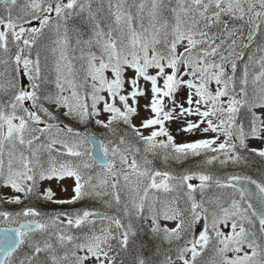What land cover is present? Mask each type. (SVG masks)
Here are the masks:
<instances>
[{
  "label": "snow or ice",
  "instance_id": "snow-or-ice-1",
  "mask_svg": "<svg viewBox=\"0 0 264 264\" xmlns=\"http://www.w3.org/2000/svg\"><path fill=\"white\" fill-rule=\"evenodd\" d=\"M0 264H264V0H0Z\"/></svg>",
  "mask_w": 264,
  "mask_h": 264
},
{
  "label": "rangeland",
  "instance_id": "rangeland-1",
  "mask_svg": "<svg viewBox=\"0 0 264 264\" xmlns=\"http://www.w3.org/2000/svg\"><path fill=\"white\" fill-rule=\"evenodd\" d=\"M25 84H26V79H25ZM143 103H144V101L141 100V104H143ZM141 115L142 116L146 115V113H144L143 109H141ZM133 122L136 123V124H139V119H135ZM96 131L99 132L98 129ZM172 132H173L174 135L176 134L175 127L172 128ZM194 138H196V137H189V136H186L184 134H181L180 136H177V141L180 142L181 140H184V139H194ZM62 183H64V185L69 188L68 192H61L60 189L56 186L55 182H53V188L57 192L58 198H68L71 195V186L73 184V181L71 179H68V180H66L65 182H62ZM5 207H7V208H9L11 210L12 208H14L16 206H7L6 205ZM169 226H174V225L169 224Z\"/></svg>",
  "mask_w": 264,
  "mask_h": 264
},
{
  "label": "trees",
  "instance_id": "trees-1",
  "mask_svg": "<svg viewBox=\"0 0 264 264\" xmlns=\"http://www.w3.org/2000/svg\"><path fill=\"white\" fill-rule=\"evenodd\" d=\"M49 210H51L52 208H55V207H58V206H55V205H49V206H46Z\"/></svg>",
  "mask_w": 264,
  "mask_h": 264
}]
</instances>
